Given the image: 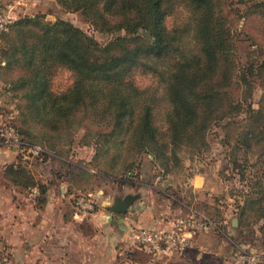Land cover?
Returning <instances> with one entry per match:
<instances>
[{"label": "trees", "instance_id": "obj_1", "mask_svg": "<svg viewBox=\"0 0 264 264\" xmlns=\"http://www.w3.org/2000/svg\"><path fill=\"white\" fill-rule=\"evenodd\" d=\"M56 1L108 39L99 43L69 21L39 16L18 17L1 29L0 81L19 97L10 126L19 148L34 143L53 148L60 139L71 144L73 133L82 130L76 144L91 148L88 163L101 179L119 186L140 180V160L146 157L165 189L166 175L192 167L184 159L208 152V133L221 124L226 169L245 189L234 200L233 229L263 223L264 0H235L241 13L227 0ZM238 19L243 28L253 26L243 34L259 47L242 65L232 33ZM58 69L68 71L71 81L56 92L51 81ZM137 75L150 76V84L139 87ZM254 79L261 88L256 108L247 101ZM241 113L239 124L233 118ZM249 155L263 167L248 178ZM37 157L46 159L44 153ZM67 174L72 185L75 176H91L78 166ZM2 176L20 190L36 188L38 204L44 203L48 185L33 177L20 155L2 167ZM207 212L224 230L221 211ZM151 254L133 245L124 259L145 263Z\"/></svg>", "mask_w": 264, "mask_h": 264}, {"label": "crops", "instance_id": "obj_2", "mask_svg": "<svg viewBox=\"0 0 264 264\" xmlns=\"http://www.w3.org/2000/svg\"><path fill=\"white\" fill-rule=\"evenodd\" d=\"M19 155L35 179L49 184L41 205L36 200V188L20 190L9 185L2 176V167L17 161ZM50 164L47 159L26 157L22 148L0 146V243L10 246L14 264H231V249L227 251L222 240L212 232L194 235L183 251L153 253L145 263L124 259L125 252L133 248L131 235L135 228L169 229L173 218L190 207L181 212L177 204L214 200L216 190L201 169L192 167L180 184L174 186L182 201L173 200L174 205H171L162 191L151 189L152 182H137L146 198L138 196L125 213L118 214L110 212L109 205L99 206L95 211L87 204L77 209L75 199L85 194H78L67 172ZM160 181L163 185V179ZM183 192L189 193L184 196ZM224 217L225 213L222 218L226 224ZM225 227L234 231L237 226H232L230 220Z\"/></svg>", "mask_w": 264, "mask_h": 264}, {"label": "rangeland", "instance_id": "obj_3", "mask_svg": "<svg viewBox=\"0 0 264 264\" xmlns=\"http://www.w3.org/2000/svg\"><path fill=\"white\" fill-rule=\"evenodd\" d=\"M227 2L230 8H237L241 13L243 9L242 5L236 4L235 0H227ZM0 16H2L4 18V21L6 22H0V31L1 29L4 30L5 26H7L8 24L10 25V23L16 20L18 17L39 16L42 17L44 21L52 22L56 19L69 21L74 26L91 35L99 43H103L108 39V36H106L105 34L98 33L92 30L90 25L82 18V16L78 12H72L63 9L56 0H0ZM236 23L237 24L232 28L233 40L235 44L237 59L240 65H242L245 62L247 55L253 51L255 54L256 49L259 50V47L257 46V44H252L251 41L247 40L243 34L245 31H249L253 26H246V28H243L241 19H238ZM7 29L8 26L6 27V30ZM254 39L258 40L257 35H255ZM2 64L3 61H1L0 59V65ZM70 81V73L66 70L58 69L52 77L51 87L54 91L57 92L66 88L70 84ZM134 81L139 87H144L150 84L151 77L148 75H137L135 76ZM260 94L261 88L259 82L257 79H254L250 95L247 99L252 108L257 107V102ZM18 98V96H11L6 91V85L0 81V131L7 127L13 126V122L17 114L16 108L18 104ZM244 117V113H241L240 115L235 116L233 119L235 120V122L240 124L241 120ZM219 125L221 126V124ZM219 125L211 127L208 133L209 150L199 157L201 159H193L191 161H188L186 159L183 160V165L192 166L194 169L196 168L198 170L201 169L202 172H205L207 174V176L209 177L210 186H212V188L216 190L214 193V200L211 199L209 201L211 203L202 201L207 204L206 208L201 206L200 203L186 205L182 200V204L177 205L181 212H184L186 208L190 206L187 208V210L189 208H193L203 212L204 214H208L207 210L209 208H216L218 206L217 208L221 211V213H225L224 218L226 224H228L232 218H236V215L233 212L234 200L238 201V197L240 196L239 192L245 189L243 181H241L238 177H232L228 169H226V161L224 159V153L226 152V149L221 147L219 143L224 133ZM81 133L82 130H77L75 133H73L75 136L71 144H68L65 139H60V141H57L55 143L56 145L53 148H48L43 144V147H41L36 143H34V145H26L38 146L39 148H41L46 159L51 163L50 165H54L56 169L62 171L63 173L67 172L68 168L74 169L76 166L80 168L82 167L83 169L86 168L90 172L91 176H75L73 178V184L75 189H77L76 186L79 188L76 190L78 194H85L83 195L85 196V199H89L90 202H87L86 204L91 210L95 211V209L99 206L101 208H105L106 206L111 205L114 197H122L126 194H136L137 197L141 196L142 198H146L145 195H143V190L139 188L140 185H137V182H152L153 187L151 189L153 191H157V189L162 191L166 195L165 197L168 199L169 203L171 205H174L172 201L176 200V196L172 194L171 189H174V186H178V184H180V180L182 179V177L192 167H188L186 168L187 170L185 169L186 171L183 170L182 172L174 170L166 175V179H168L167 185L169 187L164 189V185H162V182L160 181L161 176L149 180L150 177H154V174H156L157 171L153 170L147 158L143 157L140 160L141 179H131L128 180L127 184L119 186V184H115L108 179L105 180L102 178V180L101 174L96 170V167H92V165L90 166V164L88 163L89 160L85 161L88 156H91L92 150L90 151V148L88 147L77 146V138L81 135ZM0 146L19 148L18 144H4L1 137ZM28 146H24L22 148L24 149V155L26 157H32V155L26 150ZM185 156L186 155H182V157ZM255 160V157L249 155L248 162L244 163L246 167L245 172H247L246 176L248 178L251 177L254 173H260V171H262L263 165L258 162V160ZM192 164H194V166ZM158 182L160 183L157 184ZM47 185L49 184L47 183ZM187 193L189 192H183L184 196ZM86 194L88 195V197H86ZM231 194L234 196H232ZM137 200L135 199L132 202L131 206ZM77 209L81 208L78 207ZM215 235L220 240H222V242L226 246L227 251L231 249L232 252L233 245H236L238 246V248H240L239 251L243 250L244 253L250 255L254 254V259L257 264H264V222L256 223L250 227L243 228L242 230L240 228H237L234 231H228L225 227L224 230H220L218 233H215ZM10 254V246L4 243H0V264H14L13 260L10 257ZM19 264L21 263L19 262Z\"/></svg>", "mask_w": 264, "mask_h": 264}, {"label": "built area", "instance_id": "obj_4", "mask_svg": "<svg viewBox=\"0 0 264 264\" xmlns=\"http://www.w3.org/2000/svg\"><path fill=\"white\" fill-rule=\"evenodd\" d=\"M0 22L6 23L0 16ZM0 137L4 144H19L18 138L11 127L0 131ZM27 152L37 157L43 150L38 146H28ZM35 192V189H32ZM87 203L84 196L77 197L74 206L81 207ZM219 226L208 215L193 208H189L184 214L173 218L172 226L169 229H155L148 227H137L133 230L131 239L133 245L141 246L153 253H172L183 251L189 240L196 234L208 232H219ZM240 248H236L232 256L231 264H254V254L244 253Z\"/></svg>", "mask_w": 264, "mask_h": 264}, {"label": "water", "instance_id": "obj_5", "mask_svg": "<svg viewBox=\"0 0 264 264\" xmlns=\"http://www.w3.org/2000/svg\"><path fill=\"white\" fill-rule=\"evenodd\" d=\"M18 141H21L18 138ZM137 198V195L126 194L123 197H114L111 205L108 206V210L112 213H125L131 203ZM231 225L237 226L236 218L231 219Z\"/></svg>", "mask_w": 264, "mask_h": 264}]
</instances>
